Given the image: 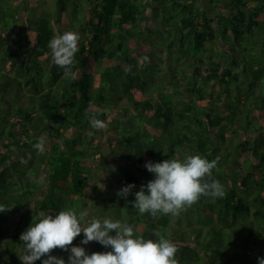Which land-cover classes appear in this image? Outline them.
Segmentation results:
<instances>
[{"label": "trees", "instance_id": "trees-1", "mask_svg": "<svg viewBox=\"0 0 264 264\" xmlns=\"http://www.w3.org/2000/svg\"><path fill=\"white\" fill-rule=\"evenodd\" d=\"M39 1L0 0V205L8 208L0 218H14L8 232L0 221V264H20L19 236L37 213L88 206L94 172L113 180L104 203L128 210L135 235L175 243L178 264H257L264 0H53L52 12L30 19ZM65 31L80 35L67 71L48 47ZM93 116L107 127L91 128ZM185 154L217 160L204 179L218 180L222 197L201 196L176 216L139 214L131 193L116 198L152 178L146 161ZM40 173L46 179L36 181ZM96 212L103 217L102 206ZM102 249L94 241L88 252Z\"/></svg>", "mask_w": 264, "mask_h": 264}, {"label": "clouds", "instance_id": "clouds-1", "mask_svg": "<svg viewBox=\"0 0 264 264\" xmlns=\"http://www.w3.org/2000/svg\"><path fill=\"white\" fill-rule=\"evenodd\" d=\"M80 35L65 31L53 35L48 42L52 62L67 69L78 51ZM143 57V60H147ZM91 128H106L107 123L95 116L89 120ZM43 152L45 143L38 140L33 145ZM217 160H208L199 154H185L182 159L168 158L159 162L146 161L144 167L152 178L132 193L134 184L129 183L117 191L120 197L134 196L132 207L139 214H171L173 216L190 206L201 196L218 198L224 195L218 180L207 182L216 167ZM103 176L100 177V179ZM8 208L0 205V212ZM79 243L72 242L80 234ZM22 264H178L177 245L159 236L146 239L134 234V227L126 221L90 215L87 209L61 210L53 214L37 213L29 226L20 234ZM95 241L109 251L86 253L83 245ZM53 249L67 253V258L52 255ZM257 264H264V257H257Z\"/></svg>", "mask_w": 264, "mask_h": 264}, {"label": "rangeland", "instance_id": "rangeland-1", "mask_svg": "<svg viewBox=\"0 0 264 264\" xmlns=\"http://www.w3.org/2000/svg\"><path fill=\"white\" fill-rule=\"evenodd\" d=\"M54 9V1L53 0H40L37 4L30 6L29 11H28V17L30 19H35L37 18L42 11H48V12H52ZM148 13V12H147ZM119 105H126V103H122ZM241 138L244 139L245 137L243 135H241ZM237 143L236 140H234V144ZM104 141H102V149L105 151L104 148H106V145H103ZM107 161L113 166V167H117L118 166V162L116 160H113L112 157H110L109 155L106 156ZM103 176L101 179L100 177ZM46 179V176L43 173H40L39 175L35 176V180L40 181ZM112 179L109 178L108 175L102 173V172H94L92 178L88 181V184L86 186L85 189V194H86V202L89 204L88 206H86L84 209H87L90 215H99V212H96V209L101 208L104 210L103 213H101L103 215V217H111L113 219H120L121 221H127V219L129 220V212L127 209H122L120 208L117 204L116 205H112L110 203H104V201L109 200V195L105 194L107 193L108 190V186L112 185ZM48 193V192H47ZM104 195H102V194ZM116 198L121 199L120 196L117 195V192L115 193ZM108 197V198H107ZM49 199L51 200L52 198L49 197ZM128 202H130V200H127ZM101 203L100 206H97L95 209V206L97 205V203ZM119 204V203H118ZM127 206V205H126ZM13 216L12 215H6L4 217L0 218V221L2 223V228L5 232L11 231L12 227H13ZM28 221H32L31 219H29ZM80 235H83L82 233ZM80 241V239H79ZM79 241L77 242V244L79 243ZM94 244V241L89 242L87 245H83V247L85 248L86 253H90L88 252L91 248V246ZM106 250L102 249L104 251H109L110 248H105ZM59 252V256H63L65 257V259L67 258V253L62 252L60 249H57ZM16 253H19L18 249H16ZM92 253V252H91ZM90 253V254H91ZM20 264H22V261L20 260L19 262ZM35 264H40V261L37 260L35 262Z\"/></svg>", "mask_w": 264, "mask_h": 264}]
</instances>
